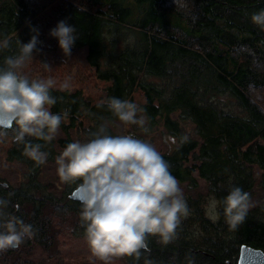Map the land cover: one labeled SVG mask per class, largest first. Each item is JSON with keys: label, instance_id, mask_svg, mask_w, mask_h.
Wrapping results in <instances>:
<instances>
[{"label": "trees", "instance_id": "16d2710c", "mask_svg": "<svg viewBox=\"0 0 264 264\" xmlns=\"http://www.w3.org/2000/svg\"><path fill=\"white\" fill-rule=\"evenodd\" d=\"M261 10L264 0H178L176 5L174 0H0V40L11 39L10 48L0 50V66L6 56L18 54L16 36L30 40L31 27L39 30L43 43L37 54L47 63L46 56L59 47L49 32L66 20L78 37L72 51L86 47L96 77L108 82L100 100L79 88L50 89L56 98L50 111L68 113L60 125L66 133L58 139L61 146L72 142V130L87 142L101 125L108 135L126 136L109 124L118 117L100 103L110 97L135 103L141 92L149 127L162 123L175 139L160 152L171 174L192 188L204 179L207 195L218 202L212 217L204 205L207 195L185 196L189 213L181 217L177 238L164 245L148 237L155 264H188L186 255L195 264H227L237 261L242 244L264 250V201L235 229L225 223L222 204L234 186L251 196L254 166L263 171L264 188V29L251 19ZM174 113L191 122L197 136H188ZM184 136L187 142L181 143ZM26 140L42 144L47 158L56 157L53 141ZM7 154L27 165L28 180L15 186L0 178V198L9 201L5 211L31 224L35 235L19 248L0 251V264H37L23 250L35 245L53 250L64 224L85 236L82 206L70 197L75 183H67L61 196L45 193L38 180L43 164L24 155L22 144L13 142Z\"/></svg>", "mask_w": 264, "mask_h": 264}, {"label": "clouds", "instance_id": "9594fccd", "mask_svg": "<svg viewBox=\"0 0 264 264\" xmlns=\"http://www.w3.org/2000/svg\"><path fill=\"white\" fill-rule=\"evenodd\" d=\"M251 19L264 29V10L254 13ZM31 32L27 43L16 36L18 54L6 56L0 66V137L12 130L13 142L22 144L24 155L39 165L46 163L48 153L41 150L42 144H33L26 137L51 142L68 113L50 111L56 103V98L50 95L55 84L52 78L30 79L23 71L34 59V53L42 50L38 47L43 43L39 30L31 27ZM75 33L76 28L66 20L59 21L49 32L58 40L65 58L71 57L78 39ZM10 45V38L0 40V50L9 49ZM44 66L51 68L46 62ZM70 80L71 77L66 78L60 88L70 90ZM104 104L125 124L144 127L147 117L138 116L144 109L136 103L110 97L101 101L100 106ZM92 136L87 142L77 140L67 144L56 157L60 179L76 184L75 196L82 206L81 226L91 253L103 264L124 256L133 257L137 264L144 256V264H155L149 258L148 237H158L164 245L171 243L177 238L181 217L189 213L179 181L150 143L130 135H108L104 125ZM187 139L184 136L181 143ZM217 203L213 198L210 205L213 212ZM222 204L225 223L232 229L244 222L253 206L250 193L239 186L231 188ZM8 205L7 199L0 198V251L19 248L26 238L35 235L31 224L5 211ZM185 258L188 264H195L194 257Z\"/></svg>", "mask_w": 264, "mask_h": 264}, {"label": "rangeland", "instance_id": "374dc122", "mask_svg": "<svg viewBox=\"0 0 264 264\" xmlns=\"http://www.w3.org/2000/svg\"><path fill=\"white\" fill-rule=\"evenodd\" d=\"M122 44V43H121ZM70 58H65L62 50L58 47L57 52H50L47 56V63L51 68H46L44 63L40 61V56L34 53V59L27 63L23 69L30 79H47L52 78L55 81L54 86H60L61 83L68 77H71L70 83L72 90L81 89L85 96L93 99L100 100L106 94V86L108 82L101 81L95 75L94 68L87 62L86 47L78 51H72ZM154 79V78H153ZM155 80V79H154ZM264 94V91H262ZM135 103L140 107L144 101L141 92L135 94ZM144 115V113H138ZM173 116L180 120L185 133L190 136H197L195 126L188 121H184L178 117L176 113ZM113 129L123 135L133 136L134 138L150 143L160 153L169 150L173 146L175 139L170 135L168 130L162 123L158 126L150 128L148 120L143 128L138 125L125 124L119 118L109 122ZM14 133L8 132L7 136L0 137V178L18 186L19 184L27 181V165L19 160H10L8 158L7 150L13 143L12 136ZM66 137V133L60 127L55 138L52 140L55 144L56 157L59 156L65 149L64 146L59 144L58 139ZM72 142L79 140L82 141L79 132L72 130ZM171 138V139H169ZM56 157L54 159L47 158L46 163L41 167L38 180L44 187L45 193H52L54 196H61L66 189V184L58 175V165L56 164ZM257 176V184L255 185L251 201L253 206L261 201H264V188L260 184L262 170L254 166ZM200 185L197 188H192L187 182L180 183L179 185L183 191L184 197L188 194H197L203 192L207 195V188L205 180L199 178ZM213 197L207 195L205 207L210 216L215 217L217 214L213 212L210 205ZM252 206V207H253ZM71 225L64 224L61 226L58 233L57 243L53 250H48L41 245H35L31 251L23 250V255L28 256L32 260H36L37 264H103L102 261L93 257L90 247L87 243L85 236H80L72 232ZM111 264H129L126 256L114 257Z\"/></svg>", "mask_w": 264, "mask_h": 264}, {"label": "water", "instance_id": "95a60500", "mask_svg": "<svg viewBox=\"0 0 264 264\" xmlns=\"http://www.w3.org/2000/svg\"><path fill=\"white\" fill-rule=\"evenodd\" d=\"M70 197L77 200L74 190L70 193ZM227 264H264V250L249 244H242L237 261L228 260Z\"/></svg>", "mask_w": 264, "mask_h": 264}]
</instances>
